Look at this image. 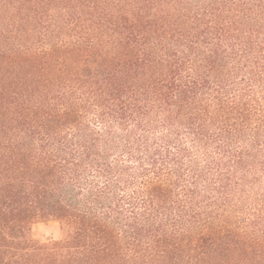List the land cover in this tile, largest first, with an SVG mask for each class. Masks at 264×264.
<instances>
[{
  "label": "trees",
  "instance_id": "obj_1",
  "mask_svg": "<svg viewBox=\"0 0 264 264\" xmlns=\"http://www.w3.org/2000/svg\"><path fill=\"white\" fill-rule=\"evenodd\" d=\"M0 264H264V0H0Z\"/></svg>",
  "mask_w": 264,
  "mask_h": 264
},
{
  "label": "rangeland",
  "instance_id": "obj_2",
  "mask_svg": "<svg viewBox=\"0 0 264 264\" xmlns=\"http://www.w3.org/2000/svg\"><path fill=\"white\" fill-rule=\"evenodd\" d=\"M35 238L41 242L59 240L63 237L62 226L57 222L37 225L34 229Z\"/></svg>",
  "mask_w": 264,
  "mask_h": 264
}]
</instances>
